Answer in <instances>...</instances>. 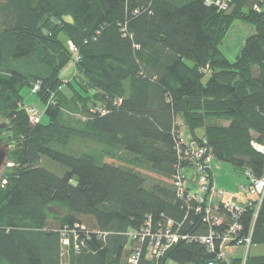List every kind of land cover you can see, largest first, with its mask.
<instances>
[{"label":"trees","instance_id":"obj_1","mask_svg":"<svg viewBox=\"0 0 264 264\" xmlns=\"http://www.w3.org/2000/svg\"><path fill=\"white\" fill-rule=\"evenodd\" d=\"M237 22L255 33L231 61L221 47ZM37 83L34 124L22 91ZM4 123L0 264H129L136 250L138 264H226L219 241L215 253L198 241L211 226L174 181L187 143L203 140L214 161L264 174L253 147L264 143V0L227 11L206 0H0ZM219 212L223 233L231 216ZM254 212L238 217L240 235L264 245V199ZM168 223L188 240L148 259L142 234Z\"/></svg>","mask_w":264,"mask_h":264},{"label":"built area","instance_id":"obj_2","mask_svg":"<svg viewBox=\"0 0 264 264\" xmlns=\"http://www.w3.org/2000/svg\"><path fill=\"white\" fill-rule=\"evenodd\" d=\"M232 1L233 0H206V3L217 7L221 11H227ZM70 47L73 52L76 51L71 44ZM40 90V84L37 83L32 88L31 93L36 95ZM27 113L32 123L38 124L41 122L42 114L36 109L29 108L27 109ZM253 147L255 149L257 148V151L264 156V143L261 145L254 144ZM184 160L188 167L180 170L179 175L176 176L174 181L178 197L187 202H195L197 205V212L202 214L204 223H209L211 226L209 235L198 238V241L208 246L209 251L212 253H215V243L219 241L217 260L230 264L224 255L225 248L246 246L249 249L251 246L252 232L249 238L241 237L240 233L242 227L237 219L247 208H255L254 218H257V213L264 199V174L261 178H256L250 172H245L248 183L247 186H240V191L245 192L249 200L241 206V204L237 202L228 200L227 194L217 188L212 169L214 157L207 147L206 140L199 143H187ZM221 209L231 217L229 219L230 223L228 225V230H225L223 233H218L214 228L216 226L225 225V218L223 219L220 216L219 211ZM171 228V223H168L165 231H159L154 234L148 228L142 234L141 241H143L145 237H150L152 240L147 251L148 259H159L168 250L179 244V242L188 240V237H183L178 233L172 232ZM135 238L137 237L135 236ZM140 256L141 252L136 250L130 257L129 264H138ZM210 264L215 263L212 262Z\"/></svg>","mask_w":264,"mask_h":264},{"label":"rangeland","instance_id":"obj_3","mask_svg":"<svg viewBox=\"0 0 264 264\" xmlns=\"http://www.w3.org/2000/svg\"><path fill=\"white\" fill-rule=\"evenodd\" d=\"M249 28L248 25L237 22L234 24V26L231 28L225 42L223 43L221 50L223 53L231 60L234 61L236 59V53L237 52H229L228 48L231 47V44L233 43L231 40L237 39L238 36L243 35L244 29L243 28ZM244 36V35H243ZM242 39V38H239ZM234 44V43H233ZM73 67L72 65L68 66V68L65 69V71L62 73V76H64L65 79H68L72 76ZM22 96L24 98V105L27 109L33 108L36 109L38 112L43 113L44 112V106L38 101V98L36 95H32L29 90L24 89L22 91ZM7 124V123H4ZM2 125V124H0ZM2 139L9 138L8 133H3L1 135ZM182 138L185 142L189 141V137L182 133ZM257 150V148H256ZM107 163L119 165L118 162L112 161L107 159ZM11 167V164H10ZM213 174L215 177V181L217 182V188L220 191H223L227 194L228 200L237 202L243 206L248 200L249 197L245 194V192L240 191V186H247V177L245 175V171L240 169H235L231 165L214 161L212 165ZM150 178L157 180V177L150 175ZM5 183V182H4ZM55 215L64 214V210H54ZM224 255L227 259V261L231 260H241L245 264L247 257H257V256H264V245H253L249 249L248 247H228L224 250ZM166 264H176L173 261H168Z\"/></svg>","mask_w":264,"mask_h":264},{"label":"water","instance_id":"obj_4","mask_svg":"<svg viewBox=\"0 0 264 264\" xmlns=\"http://www.w3.org/2000/svg\"><path fill=\"white\" fill-rule=\"evenodd\" d=\"M8 124L0 125V131L7 128ZM11 146L0 139V185L4 183L5 174L10 167Z\"/></svg>","mask_w":264,"mask_h":264},{"label":"crops","instance_id":"obj_5","mask_svg":"<svg viewBox=\"0 0 264 264\" xmlns=\"http://www.w3.org/2000/svg\"><path fill=\"white\" fill-rule=\"evenodd\" d=\"M243 29H244V33H243L244 36L240 35V36L237 37V39L231 40L234 43V44L233 43L231 44V46L233 48H231V47L228 48L229 52H231V51L237 52L236 56H238L239 53L241 52L246 39L249 38L250 36H252L255 33V30L252 27L247 28V26H246V28H243ZM239 38H242V39H239ZM216 185H217V182H216Z\"/></svg>","mask_w":264,"mask_h":264}]
</instances>
